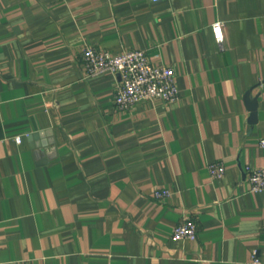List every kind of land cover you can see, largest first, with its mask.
Masks as SVG:
<instances>
[{"label":"crops","instance_id":"crops-1","mask_svg":"<svg viewBox=\"0 0 264 264\" xmlns=\"http://www.w3.org/2000/svg\"><path fill=\"white\" fill-rule=\"evenodd\" d=\"M88 45L143 50L179 98L119 109ZM263 137L264 0H0V264H264Z\"/></svg>","mask_w":264,"mask_h":264},{"label":"built area","instance_id":"built-area-1","mask_svg":"<svg viewBox=\"0 0 264 264\" xmlns=\"http://www.w3.org/2000/svg\"><path fill=\"white\" fill-rule=\"evenodd\" d=\"M211 29L213 37L221 40L223 37L221 22H213ZM81 59L83 69L88 75L105 71L119 74L120 81L113 95L114 103L119 109H128L143 100L170 103L179 98V89L172 68L152 62L143 50L125 49L112 53L88 45L82 49ZM15 140L19 142L20 137L16 136ZM259 145L264 147V137L259 139ZM208 169L213 177H221L224 173V165L219 162L209 164ZM247 180L251 192L264 191V167L249 169ZM153 195L161 199L169 196L170 190L156 188ZM196 234L195 219L184 217L173 227L171 239H194ZM253 262L258 263L259 259L253 256Z\"/></svg>","mask_w":264,"mask_h":264}]
</instances>
